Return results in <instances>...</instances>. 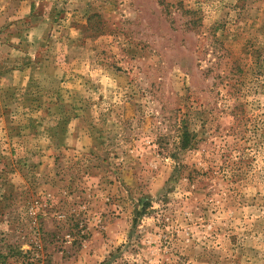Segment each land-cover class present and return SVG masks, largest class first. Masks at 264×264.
Masks as SVG:
<instances>
[{
	"label": "rangeland",
	"instance_id": "374dc122",
	"mask_svg": "<svg viewBox=\"0 0 264 264\" xmlns=\"http://www.w3.org/2000/svg\"><path fill=\"white\" fill-rule=\"evenodd\" d=\"M0 264H264V0H0Z\"/></svg>",
	"mask_w": 264,
	"mask_h": 264
},
{
	"label": "trees",
	"instance_id": "16d2710c",
	"mask_svg": "<svg viewBox=\"0 0 264 264\" xmlns=\"http://www.w3.org/2000/svg\"><path fill=\"white\" fill-rule=\"evenodd\" d=\"M192 139V134L188 131L187 128L183 127L179 134L178 148L185 149L189 146Z\"/></svg>",
	"mask_w": 264,
	"mask_h": 264
}]
</instances>
